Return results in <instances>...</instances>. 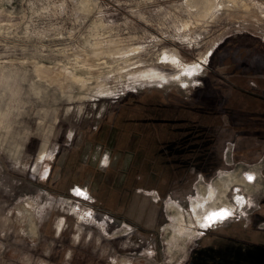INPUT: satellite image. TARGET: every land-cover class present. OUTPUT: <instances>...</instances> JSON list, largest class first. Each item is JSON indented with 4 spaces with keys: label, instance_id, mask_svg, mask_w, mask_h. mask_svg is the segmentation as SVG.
<instances>
[{
    "label": "rangeland",
    "instance_id": "374dc122",
    "mask_svg": "<svg viewBox=\"0 0 264 264\" xmlns=\"http://www.w3.org/2000/svg\"><path fill=\"white\" fill-rule=\"evenodd\" d=\"M234 34L264 40V0H0V264H264L246 254L264 253L248 225L259 206L264 220V106L232 94L211 60ZM194 62L197 73L170 77ZM153 69L168 79L140 75ZM209 98L234 111L211 109L213 166L173 176L152 165L148 111L206 112ZM71 140L68 167L51 166ZM87 140L98 155L78 158ZM203 199L198 212L230 215L205 227L193 210ZM91 204L119 217H91Z\"/></svg>",
    "mask_w": 264,
    "mask_h": 264
},
{
    "label": "flooded vegetation",
    "instance_id": "af4514ba",
    "mask_svg": "<svg viewBox=\"0 0 264 264\" xmlns=\"http://www.w3.org/2000/svg\"><path fill=\"white\" fill-rule=\"evenodd\" d=\"M194 107L191 112H186L183 107H152L149 112V125L153 131L146 139L145 146L146 150L151 154V158H157V160H151L152 165H158L163 171L164 168L172 173L184 175V170H206L211 168L215 161L214 149L219 143V124L217 126L214 121L215 113L207 106ZM210 110V111H209ZM196 112V113H195ZM214 112V111H213ZM212 117V118H210ZM152 137V138H150ZM217 139V140H216ZM108 158H106V161ZM166 164L167 167L164 165ZM155 173V172H152ZM151 172H145V175H150ZM173 177H170L172 179ZM181 178V176H180ZM126 184V182H125ZM124 184V185H125ZM141 184L140 182L130 181L128 185L134 187L135 185ZM142 182V187L143 186ZM76 190H80L86 193V190L79 185ZM141 188V187H137ZM159 190V189H158ZM159 197H165L167 194L159 192ZM162 191V190H161ZM64 224L63 221H58L57 230H62ZM248 252V253H246ZM244 252L239 248L236 255L244 256L245 253L248 255H260L264 257V253L253 254V250H247Z\"/></svg>",
    "mask_w": 264,
    "mask_h": 264
},
{
    "label": "crops",
    "instance_id": "0c3cea01",
    "mask_svg": "<svg viewBox=\"0 0 264 264\" xmlns=\"http://www.w3.org/2000/svg\"><path fill=\"white\" fill-rule=\"evenodd\" d=\"M256 36L259 38H256ZM230 38V40H222L219 42L215 47V50H213L211 53V60H214V64L212 65L214 76H220L224 83L230 82L232 85V94L236 95L237 93H240L242 96L245 95L246 99L250 100L255 98L256 101H259V103L264 106V40L256 34H250L248 36L234 34L233 36H230ZM260 38L263 40V42L260 40ZM250 90H253L254 92ZM115 137L116 135L114 132L112 139L113 141L116 140ZM128 138L129 137H127V139ZM87 143L88 140L85 144L87 145ZM74 145L75 143L71 140L69 147H67L64 152H54L51 159V166L57 165L58 160L61 157H64V162H59L60 166H63L64 168L68 167V158H70ZM90 147L91 145H87V149L85 151L80 150L78 152V158H82V156L85 158L87 155H90L91 158H93V156L98 155V150L96 152L95 150L92 152ZM108 149H110V147ZM39 152L40 150L38 153ZM119 157L120 154H116L115 158ZM126 160L127 163L125 164L124 168H128L130 158ZM92 162L97 168L98 161L91 159L90 163ZM148 190L151 191V189H145L143 187L140 188L141 192H147ZM90 206L91 209L89 210V216L91 217H94L95 215L99 216L98 213H101L110 224L115 222L117 217H119L117 211L104 210L95 204H91ZM76 208H78L77 205ZM259 208L251 213V220L248 221V225L253 228H258L257 231L264 233V220L261 221L263 216L260 213ZM259 244L264 245V241H261ZM239 263L247 264V262L244 261L238 262L237 264Z\"/></svg>",
    "mask_w": 264,
    "mask_h": 264
},
{
    "label": "bare ground",
    "instance_id": "6f19581e",
    "mask_svg": "<svg viewBox=\"0 0 264 264\" xmlns=\"http://www.w3.org/2000/svg\"><path fill=\"white\" fill-rule=\"evenodd\" d=\"M190 26V25H189ZM163 58L164 59H167V60H169V61H171V62H173V63H179L178 62V57H176V56H171V57H169V55H164L163 56ZM200 66V64L199 63H197V62H194V63H191V64H187V65H184L182 68H181V71L180 72H178V73H176V74H172V76H170V77H172V78H180L181 76H182V74H185V75H190V74H195V73H197L198 72V67ZM142 77H146V78H150V79H159V80H167L168 79V75L166 74V73H164V72H159V71H157V70H155V69H153V70H149V71H144V72H142L141 74H140ZM191 76V75H190ZM187 77V76H186ZM252 177V176H251ZM76 188H78V187H76ZM226 189V188H225ZM216 190V189H215ZM77 191H81V189L79 190H77ZM214 189L212 188L211 189V191H210V195H209V200H211V202L213 201V195H214ZM226 193V192H225ZM212 196V197H211ZM238 198V197H237ZM218 200V199H217ZM220 201H222V199H220ZM241 201H242V197L241 198H239V202L241 203ZM207 202V201H206ZM210 202V203H211ZM237 202V201H236ZM239 204V203H238ZM202 206V207H206V205H205V199H203L202 201H201V203H200V201H198V202H196V203H194L193 204V210H194V212H195V215H196V217L198 218V220L199 219H201L204 215L206 216V217H209L210 216V214H212V213H220L222 210H226L228 213L230 212V209H229V206L228 205H225V204H223V205H220V206H211L210 208L208 207L207 209L206 208H203L204 209V211H202V212H198V210H197V207H199V206ZM202 209V208H201ZM206 209V210H205ZM232 212V211H231ZM179 213V212H178ZM206 217H205V219H206ZM225 217V216H224ZM223 217V218H224ZM204 218V217H203ZM182 219H180V221H181ZM219 219H214L212 222H216V221H218ZM201 221V220H200ZM204 221V220H203ZM207 223H208V220L206 219L205 220ZM211 222V223H212ZM179 231H181V232H187L188 231V229L187 228H185V227H182V225L180 224V229H179ZM260 249V248H259Z\"/></svg>",
    "mask_w": 264,
    "mask_h": 264
},
{
    "label": "trees",
    "instance_id": "16d2710c",
    "mask_svg": "<svg viewBox=\"0 0 264 264\" xmlns=\"http://www.w3.org/2000/svg\"><path fill=\"white\" fill-rule=\"evenodd\" d=\"M207 104H208V108H210V109H213L214 110V112H215V110H216V112L218 111L219 113H221L222 114V117H225L224 115L226 114H228V115H230L229 117H231V115H233V110H229L228 108H225V106H224V104L223 103H218V106H214V105H212V103H211V101H210V98L208 99V102H206ZM211 103V104H210ZM216 108V109H215Z\"/></svg>",
    "mask_w": 264,
    "mask_h": 264
},
{
    "label": "snow or ice",
    "instance_id": "6c2138e0",
    "mask_svg": "<svg viewBox=\"0 0 264 264\" xmlns=\"http://www.w3.org/2000/svg\"><path fill=\"white\" fill-rule=\"evenodd\" d=\"M249 180H252L253 177L249 176L248 177ZM230 215V213H228L226 210H222L220 213H212L210 214L209 217H206V219L208 220V223L205 224L204 226L207 227L209 226V224L214 220V219H222L224 216Z\"/></svg>",
    "mask_w": 264,
    "mask_h": 264
},
{
    "label": "built area",
    "instance_id": "2783aa9c",
    "mask_svg": "<svg viewBox=\"0 0 264 264\" xmlns=\"http://www.w3.org/2000/svg\"><path fill=\"white\" fill-rule=\"evenodd\" d=\"M261 249H263V248H261ZM259 256H260V255H259ZM260 258L264 259V257H263V256H260Z\"/></svg>",
    "mask_w": 264,
    "mask_h": 264
}]
</instances>
